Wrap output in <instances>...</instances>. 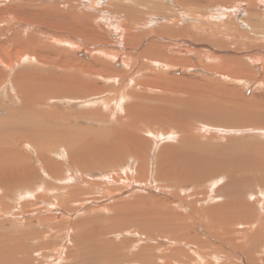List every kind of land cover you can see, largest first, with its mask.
Returning a JSON list of instances; mask_svg holds the SVG:
<instances>
[{"label": "rangeland", "instance_id": "rangeland-1", "mask_svg": "<svg viewBox=\"0 0 264 264\" xmlns=\"http://www.w3.org/2000/svg\"><path fill=\"white\" fill-rule=\"evenodd\" d=\"M4 1L9 0H0V8L5 6ZM78 1L76 0V2ZM86 1V6L80 7L79 10L87 13L96 11L94 14L99 15V18L92 25L97 31L98 38L92 35L89 40L82 41V35L66 34L56 25L60 35L58 39L50 35H46L44 38L40 36L30 38L35 39L36 44L41 46L38 52L45 61L44 68L43 66L40 68L39 61L35 60L33 53L16 56L13 51L14 48L8 50L11 59L6 61L8 63L13 62L11 65H7L10 67L3 68L0 66V73L3 74L0 82V112H4L3 114L0 113V116L8 118L7 115L12 112L15 120L19 119L17 120L19 126L23 128H25L23 124L26 123L30 126L31 117L41 115L43 119L46 118V126H49L48 131L51 126L54 127L48 133L51 132L55 136L51 140H45V147H42V150L59 166V170L53 167L52 171L60 174V178H62L59 182L57 179L44 177L46 175L42 174L43 171L40 170L41 172L39 171V176L32 186L38 191L35 190L33 195L24 187L13 189V205L26 203L29 206L24 211L21 208L11 209V214L18 213L14 215V218L12 216L1 218L0 216V240L5 237L9 239L5 247L12 250L14 253L12 260L17 261H13L12 264H19V262L20 264H260V259L263 258L264 254V235L258 238L250 231H245V234L239 238L237 233L231 232L228 228L226 221H228L227 215L229 213L227 214L226 208L232 207L234 204L235 209H229L230 212L235 211L232 213L246 217L252 222V227L262 224L264 228V171H260L264 167V156L260 154L257 156L256 154V151H264V128L255 125L233 127L239 124L242 115L247 120H253L250 123L264 122V34L255 37L251 35L250 43L252 46L240 51H225L218 48L220 45L215 44V42L225 44L224 41L229 39H232L235 45L241 43L239 41L241 37L237 36L236 33L238 31L249 33V25L246 21L253 19L255 13L264 12L257 7L259 5L258 0H254L252 4L244 0H227L228 2L226 0H214V2H219H210L209 4L202 3L200 0L195 2L192 0L187 2L185 6L179 5V8L173 7L171 0ZM46 2L55 3L53 0H42L37 5L46 4ZM135 2L141 3V6ZM260 3L262 4V2ZM113 5L136 8L141 16L144 15L142 22L139 21L135 24V34L149 33L143 39L141 44L143 47L149 40L164 42V49L167 47L166 50H168H165L166 55L165 51L162 54L155 48H152L150 53L155 54L157 58L162 55L161 58H168V61L160 59L159 64L157 62L150 63L148 70L138 71L141 65L140 60L133 63V67L129 70L132 60H129L123 67L120 63L117 64L109 58L101 57L100 52L111 54L121 50L119 52L128 53L121 42L124 21L120 16L110 13V7ZM157 7L159 8L158 11H154ZM147 8H149V13H147ZM252 8L253 10H250ZM101 14L106 16L105 19L100 18ZM182 14L185 15V18H182ZM248 15H252L251 18ZM171 17L177 21L176 26H173L176 32L184 30L187 25L192 26L188 29L187 35L186 32L184 33V38L180 37L179 40H176L166 35L160 38L155 34L157 30L163 28L166 23L165 20ZM262 22L264 24V19ZM26 25L28 24L25 22H12L9 34L18 32L21 36L20 40L25 41L27 39L26 34H28ZM168 25L170 26V24ZM52 26L54 25H49L51 33ZM49 27L46 28L45 32H49ZM194 28L199 29L195 30ZM235 30L238 31L235 32ZM90 32L88 31L86 34ZM0 37H2L0 38V46L2 45L1 47L4 48L8 38L5 39L4 35ZM199 40L200 42H198ZM12 44L10 42L9 46ZM70 44L86 47L87 50L83 48L82 51H78L77 46L72 47ZM228 46L230 47V45ZM32 48H34L33 45ZM136 53L138 52L136 51ZM66 55H71L79 61H85L88 69L90 66V69L93 68L101 72L95 75V82L92 77L90 79L103 91L97 96L92 94L76 97H70L69 95L72 93L71 91L68 92V89L63 92L66 84L58 85L57 81L61 74H64L65 78L69 74L68 72L63 73L66 66H60L59 69L57 62L62 61L67 57ZM122 57L123 54L120 58ZM236 57L242 58L243 63L249 66V70H242L245 71L243 73L235 71L234 74H243V76L240 81L231 82L227 80L228 78L225 80V76L218 73L217 65L220 59L232 60ZM255 59L258 60V63H253ZM24 64L25 66H23ZM93 64L95 67L92 66ZM162 64L165 66L162 67ZM212 66H215L217 70H212ZM45 68L46 70H44ZM103 69L107 70L104 73L106 77L102 75ZM36 71H39V74ZM42 71L44 77L40 73ZM109 71L124 74L125 77L121 81L118 79L117 82H114L112 73ZM17 73H22L15 81L19 83L22 90L28 86L32 89L31 84H28L33 81L32 76L38 77L41 74L42 77L39 81L40 84H37L36 94L33 93L35 91L29 94L31 99L23 100L22 95H16L18 89H16L15 83L13 84V76ZM52 74L54 75L52 76ZM77 75L80 76L82 73L78 72ZM249 76H253L252 79L247 78ZM132 77H134L133 82L127 84L128 79ZM44 79L46 82L43 81ZM229 79L232 80L233 78L229 77ZM246 79L247 81H244ZM90 82L87 79L86 85ZM45 84L49 86L45 87L47 90H42L41 86ZM219 85L230 87L231 90L237 92V100L228 102V99L214 98ZM50 86L54 87V90ZM60 87L64 88L61 89ZM50 88L57 94H54ZM13 92L15 96H9L13 95ZM43 93L45 94L43 95ZM76 94L80 95V92ZM209 94H213V98L207 96ZM124 95L125 97L122 98ZM51 97L54 99L52 100ZM197 98L205 100L209 104H219L225 111L216 110L217 117L200 115L190 106V104L195 103ZM102 99L106 101L104 102ZM24 101L25 105H23ZM33 101L41 103L37 111L31 105ZM243 102L251 106L260 102V105L258 108H253L255 111L237 109V112L241 113L238 115L230 111L240 106L239 103L243 105ZM50 111L57 116L55 125L50 124L52 117H50L51 119L47 117L52 113ZM167 111L178 112V119L167 121L164 116ZM64 114L68 115L64 118L62 117ZM225 114L231 117H227ZM114 115L122 122L117 132L124 128V142L129 139L127 146H131L132 143L130 142V135L136 133L134 127H141L139 139L143 137L147 140V142L143 141L141 147L147 146V168L144 167L140 171L138 166L136 169L135 163L132 164L130 158L121 165L117 164L113 167L94 165L92 168L76 167L69 157L65 160L67 148L63 144H58L57 136L61 134L59 128L64 129L63 125L69 123L71 127L80 130V133L83 134L84 132L81 130L96 132L103 130L107 125V129H110L114 125L109 119L105 123H98L97 121L101 117L109 118L114 117ZM228 124L229 127L226 126ZM79 126L80 128H78ZM66 134L69 135L62 142L65 144L72 143L70 135L74 133L61 135ZM154 138L157 141L156 146H153ZM11 142L10 136H7L3 144L8 146ZM122 143H120V147L126 148L125 143ZM166 148L171 152V156L170 153H167L168 163L162 166L160 163H156L155 155L158 153L159 159ZM17 149H20V155L29 156L27 158H30L34 167L41 165L37 158L36 148L29 144H20ZM247 149H250V152ZM173 150H178L179 153L183 151V155L189 152L190 154L188 158L180 160L181 157L173 155ZM194 150L204 152L203 159L205 161L199 162L197 169L195 162H193L196 157ZM208 153L210 156L207 155ZM213 153H216L220 158L221 166L215 165L219 160L213 157ZM191 157L194 160L190 159ZM237 159H240V162ZM214 165L215 168H213ZM205 166L206 168H204ZM131 167L136 169L135 174L130 170ZM249 167H257L259 172L258 169L250 171ZM166 169H169L167 173ZM72 176L74 177L72 178ZM68 177L71 178L69 181H67ZM45 181L53 185L55 183L53 187L61 186L64 188L62 190L57 189V196L64 200L72 210L66 211L59 207H52V196L55 192L53 189L47 190ZM65 183L69 184L65 185ZM23 191H27L32 197ZM39 194L49 198L30 203ZM68 196H74L75 199L70 201ZM5 204L9 205V202H5ZM165 212L170 214L169 218L167 214H164ZM159 221H162V224ZM235 229L236 227H234ZM26 235L30 239H23L24 242L18 241V237ZM242 253L257 258L256 263H247Z\"/></svg>", "mask_w": 264, "mask_h": 264}, {"label": "bare ground", "instance_id": "bare-ground-1", "mask_svg": "<svg viewBox=\"0 0 264 264\" xmlns=\"http://www.w3.org/2000/svg\"><path fill=\"white\" fill-rule=\"evenodd\" d=\"M53 1H55L54 4H49L48 2H46V4H40V5H37V4L39 2L41 3L42 0H25V2H23V0H9V1H4L5 2V6H3V7L0 8V36L4 35L5 39L6 38H8V39L5 42V47L4 48L1 47L2 45L0 46V66L1 67L3 66V68H8L10 66L7 67V65H11V63H13V62L8 63L6 60H10L11 59V56L9 55L8 50L11 49V48H14L13 51L15 52V55L16 56L19 55V54H21L23 56L24 54H29V53L32 54L33 53V55L35 56V60L37 62L39 61L40 68L42 66L44 68L45 67L44 66V62L45 61H44L43 57L38 52V49H40L41 46L36 44L35 39H30V38H33V36H35V37L40 36V37L44 38L46 35H50L53 38H56L57 37V39H58V37H60V35H59V32L56 29V25H57V28H60L66 34H73L75 36L77 34L82 35V37H81L82 41L83 40L84 41L89 40L92 35H95L98 38L97 31L92 27V25L94 24V21H96V19L99 18V15L94 14L96 11L94 13H87V12H84V11H80L79 10L80 7L86 6V4H87V1L86 0H80V1L77 0L78 2H76V0H53ZM190 1H192V0H171L172 5L175 8H179V5L180 6H185L186 3L187 2H190ZM195 1H198V0H194V2ZM236 1H238V0H236ZM244 1L249 2L250 4H252L254 2V0H244ZM200 2L205 3V4H209L210 2H214V0H200ZM218 2L219 1L214 2V3H218ZM257 2H259V5L257 7L260 10H264L263 9L264 6H262V5H264V0H258ZM260 2H262V4ZM256 3L254 4L255 6H256ZM135 4H138V3L135 2ZM140 4H138V5L141 6ZM225 4H226V2H225ZM99 5H97V6H99ZM101 5H102V3H101ZM142 6H144V5H142ZM145 7H147V6L145 5ZM110 9H111L110 10L111 11L110 13L114 14L115 16L118 15V17L120 16L121 18H123V21H124L123 23L124 24H123V27H122V31H124V32L122 34L121 42H122V44L124 46V49L127 50L128 53L119 52L121 50H119L118 52L117 51L116 52H112L111 54H104L103 52H100L101 57L109 58L110 60H113L117 64L120 63L123 67H125L126 63L129 60H132L131 63H130L131 64V67L129 68V70L133 67V63H135L137 60H140L141 61V65L139 66L138 71L148 70L150 63L151 64H153L154 62H157V63L159 62L160 63V59H163L165 61H168V58L167 59L164 58V57L161 58L162 55L158 56V58H157V56L155 54H151L150 53V50H152V48H155L158 52H161V53L164 52L167 49V47H166V49H164V47H165L164 46L165 45L164 42L161 43V42L149 40V41L146 42V46L145 47H143V45H141L142 42H143V39H145L147 37V35H149V33L148 32H145V33H142L140 35L135 34V32H136V25L135 24L137 22H139V21L142 22L143 17H144V15L141 16V13L139 12V10H137L136 8L126 7V6H120V5H113V6L110 7ZM158 9L159 8L157 7L156 9H154V11L155 10L158 11ZM148 10H149V8H147V13L150 12ZM250 10H253V8L250 9ZM212 11H214V10H212ZM189 12H191V11H189ZM249 12L250 11H248V13ZM185 13H187V12H185ZM103 16H104V14L103 15L101 14L100 18L105 19L106 16H104V17ZM250 16H252V15H250ZM250 16L248 15L249 18H251ZM253 16H254L253 19H248L247 21L245 20L246 23L249 25L248 26L249 27V29H248L249 33H245V32H241L240 33V31L237 30L238 31L237 32L235 30V32H237L236 33L237 36L241 37V40H239V41L242 44L240 43L239 45L238 44L235 45V43H234V41L232 39H229L228 41L225 40L224 41L225 44L223 42L221 44H218L217 42L214 41L216 45H220V47H218V48H220L222 50H225V51H227V50L240 51L241 49L250 48L252 46L251 43H250V40L252 39V36L255 37V36H260L261 34H264V24L262 22V19H264V12L262 11V12L255 13ZM9 17H12V18H9ZM150 18H152V17H150ZM182 18H185V15L184 14H182ZM173 19L174 18L171 17V18L165 20L166 23L164 24L163 28L162 29L160 28L159 30H157L155 32V34H157L160 38L165 37L164 35L168 36L169 38L171 37V39H176V40H179L180 37L181 38H184L185 37L184 36L185 35L184 33L186 32V35H187L188 29L190 27H192V26L191 25H187V27H185L184 30L182 29V30L176 32V31H174L175 29L173 28V26L175 25V23L177 24V21H175ZM244 19H247V18H244ZM12 22H17V23L25 22V23L28 24V25H26L28 27L27 28L28 29V32H27L28 34H26L27 39L25 41H21L20 40V37L21 36L18 34V32H15V33H12L11 32L9 34V31H10ZM168 24H170V26ZM49 25H54V26H52V33H51V30H50ZM131 25H134V26H131ZM197 25H199V24L197 23ZM200 25H202V24H200ZM48 27H49V32L47 33V32H45V30ZM197 29H199V28H196L195 30H197ZM114 30L117 31V29H114ZM88 31H91V32L88 33V34H86ZM55 33H57V34H55ZM238 33H240V34H238ZM200 35H202V34H200ZM0 38H2V37H0ZM215 40H216V38H215ZM97 41L100 42L101 40H97ZM10 42H12L13 44L9 46V43ZM39 42H42V41H39ZM198 42H200V40ZM94 44H96V43H94ZM32 45L34 46V48H32ZM70 45L72 47L77 46V45H73V44H70ZM228 45H230V47ZM42 46L44 47V45H42ZM83 48H85V50H87L86 47L77 46L78 51H82ZM93 51H95V50L93 49ZM136 51L138 53H136ZM166 51H168V50H166ZM166 51H165V55H166ZM95 52H97V51H95ZM122 54H123V57L120 58V56ZM33 55H32V57H33ZM133 55H135L136 57H134ZM254 58H256V57H254ZM169 59H170V57H169ZM24 61H26V60H24ZM95 61H97V60H95ZM32 62H33V60H32ZM26 63H27V61H26ZM164 63L166 64L167 62H164ZM253 63H258V60L255 59L253 61ZM165 64H162V67H164ZM169 64H171V63H169ZM259 65H260V63H259ZM23 66H25V64ZM60 66H63V67L66 66V69L63 71V73L64 72H68L69 75L68 76L66 75V78H65L64 74H61V77H59V79H58L57 82H58V85H62V83L66 84V88L64 89V91L63 90L62 91L65 92V90L67 91V89H68V92L71 91L72 94L69 95L70 97L87 96V95H92V94H94V95L96 94V96H97L101 91H103V89H100L94 83L95 82L94 80L96 79L95 78V75L96 74H99L101 72L96 71L93 68L90 69V66H89V69H90L89 70L88 69V65L85 64V61H83V60L79 61L78 59H76V58L72 57L71 55H69V56L65 57L62 61L57 62V67L59 69H60ZM92 66L95 67V64H93ZM217 66H218L217 67L218 70L216 69L215 66H212L211 67L212 70H215L216 69L218 71V73H220V75H224L225 76V78H224V76H222L225 80L228 78L227 80H230L231 82L240 81L241 78H242V76H243V74H238V75L234 74L235 71L236 72L243 73V72L249 70V66L245 65L243 63L242 58H240V57L233 58L232 60H229L228 58H226V60H221L220 59L219 60V64ZM221 66L224 67V68H222ZM167 68H169V67H167ZM208 68H209V66H208ZM44 70H46V68ZM242 70H245V71H242ZM43 71L40 72V73H42V76H43ZM47 71H48V69H47ZM106 71H107L106 69H103V74L102 75L105 76L104 73ZM78 72L82 73V75L78 76L77 75ZM109 72L112 73V76L114 78V82H117L118 79L121 81L125 77L124 74L115 73V72H112V71H109ZM263 72H264V63H263ZM37 73L39 74V71ZM19 74H22V73H19ZM19 74L17 73L16 75L13 76V84L15 83V85H16L15 87H16V89H18L17 92H16V95H18V94L22 95L23 100L24 99H28V98H30L29 97V94L32 91H35L33 93L36 94V92L38 90L37 84H40L39 81L41 80V77L42 76H41V74L38 77H36V75H33V76L31 75L33 81L31 83H28V84H31V86L33 88L30 89L29 86H28V87H26L25 89L22 90L19 87V83L15 82L16 79H17V77L19 78ZM26 75H28V74H26ZM53 75L54 74H52V76ZM2 76H3V74L0 73V82L2 81ZM91 77H92V80L94 82H92V80L90 79ZM229 77H232L233 79L231 80V79H229ZM252 77L249 76L247 78H251L252 79ZM133 78L134 77L129 78L127 84H131L133 82L132 81ZM263 78H264V75H263ZM87 79L91 81L88 85H86ZM253 80H255V79H253ZM43 81H45V79ZM244 81H247V79L244 80ZM9 83H11V82H9ZM45 85H42L41 86L42 87V90L46 89L45 87L49 86V85H46V86ZM121 85H123V83H121ZM253 85H255V84H253ZM51 88L54 90V87H51ZM51 88H50V90H52ZM63 88H61V89H63ZM16 89H15V91H16ZM62 91H61V93H62ZM42 92H44V91H42ZM77 92H80V95L79 94H76ZM44 94L45 93H43V95ZM54 94H57V93L54 92ZM63 95H64V93H63ZM9 96H15V93L13 95H9ZM54 96H56V95H54ZM207 96L213 98V94H209ZM123 97H125V95L122 96V98ZM34 98H35V96L33 97V99ZM214 98L228 99V102H232V101H236L237 100L238 94H237V92L231 90L230 87H227V86H224V85H222V86L219 85L218 86V90H217L216 95L214 96ZM41 99H42V97H41ZM53 99L54 98H52V100ZM40 101H42V100H40ZM78 101H79V99H78ZM102 101L105 102L106 100L102 99ZM28 102H30V101H28ZM40 104L41 103H38L36 101L35 102L33 101V103H31V105H33L36 108L35 111H37V109L40 107ZM58 104L60 105V103H58ZM61 104H62V102H61ZM23 105H25V101L23 102ZM239 105L240 106L235 107V108H233L230 111H232L235 115L241 114V113H238L237 112V109H242V111H244V110H246V111H255L253 108H258V106L260 105V102L258 104H256V105H253V106H251L249 104H246L245 102H243V105L245 107L242 104H240V103H239ZM190 106L192 108H194L196 111H198V113L200 115H204L206 117H217L218 116V113L215 112L216 110L225 111L221 107V105H219V104H216L215 105L213 103H210L209 104L207 101H205V100L203 101L200 98H197L195 100V103L190 104ZM227 106H229V105H227ZM16 108H18V107H16ZM226 109H227V107H226ZM52 111H50V112H52ZM41 112H43V111H41ZM50 112H49V114H50ZM117 112H119V111H117ZM0 113L3 114L4 112L2 111ZM105 113H107V112H105ZM46 114H48V113H46ZM178 114L179 113L176 112V111L175 112H169V111H167V112L164 113V116L167 118L166 120L169 121V120H175L176 118L178 119ZM66 115H68V114H64L63 116L62 115L61 116L65 118ZM7 116H9V117L8 118H3L4 116H0V216H1V218L2 217H8V218H10V216H12L14 218L15 217L14 215H17L18 213L11 214L10 213V210L11 209H14L15 210V209H20L21 208V210L24 211L25 208L29 206V205L27 206L26 203H22L20 205H15V206L13 205L12 193H13V189H15V187H17V188H22V187L27 188L31 192V195H33L35 193V190H36V192L38 191L37 189H33L32 186H33V182L38 178L39 171L40 170L43 171L42 174L46 175V176L43 175L44 177L54 178V179H57L59 182L62 180V178H60V174H58L57 172H53L52 171V168L53 167H55L54 169L59 170V168H58L59 166L57 164H55L49 157H47L43 153V150H42V147H45V144H44L45 140L46 139H50L51 140L55 136L51 132L48 133L54 127L51 126V129L48 131L49 126H46V120L47 119L46 118L43 119V117L41 115H40L41 117L40 116L38 117V115H36L37 117H31V119H30V121H31L30 126L26 123L25 125L23 124V126L25 127V128H23V127H20L19 126V122L17 123V120H19V119H16L15 120L14 114H12V112H11L10 115H7ZM243 116L244 115L241 116V118L239 120V124H237V125H235L233 127H244V126H254L255 125V126H259L260 128H264V127H262V126H264V122L263 123H258V122L250 123L253 120H247ZM47 117H49V118L52 117V119L50 118L51 119L50 122H52L50 124L55 125L57 123V116L55 115L54 112H52ZM83 117H84V115H83ZM227 117H231V116L228 115ZM107 119H109L112 122V124L114 125L113 128L107 129L108 128V125H107L106 127L103 128V130H98L96 132H94V131L88 132L86 130H81V131L84 132V134L83 133H80V130L71 127V125L69 123H67L66 125H63L64 126V129L63 128H59V131H60L61 134L74 133V134L70 135L71 138H72V143H66L65 144L64 142H62L64 139H66V137L69 134H66V135L59 134L57 136L58 137V140H59L58 141V144H61V145L63 144V146H65V148H67V152L65 154V160L69 157V159L72 161L73 165H75L76 167H89V168H92L94 165H98V166H101V167H113V166H115L117 164L118 165H121V163H123L126 159H129L130 158V161L132 162V164L135 163L136 169L138 168V166H139L140 171L143 170L144 167L147 168V166H148V164L146 163V160H147V157H148V154L146 153V147L147 146H144V148H141L143 141L144 142H147V140L144 139L143 137L141 139H139V137H140V133L139 132L141 130V127H134L135 130H136V133H132V135H130V142H132V143H131V146H127L128 145L127 143H128V140L129 139L128 140H125V142H124V138H125V136H124L125 135L124 128H122L119 132H117L119 125L122 123L117 118V116L114 115V117H109V118L101 117V119L99 121H97V122L98 123H100V122H102V123L104 122L105 123V121ZM30 121H28V122L30 123ZM20 122L22 123V121H20ZM128 122H130V121H128ZM222 124H224V123H222ZM260 125H262V126H260ZM124 126H127V125H124ZM226 126L229 127L230 125L228 124ZM56 128H57V126H56ZM78 128H80V126ZM129 128H131V127H129ZM134 128L132 127V129H134ZM53 130H55V129H53ZM56 132H57V130H56ZM7 136H10L12 142L9 143L8 146H5L3 144V142H4V140H5V138ZM121 140H122L123 143H125L124 145L127 144L126 145L127 146L126 148H121L120 147V143H122ZM153 143H154L153 146H156L155 144H157V141L155 140V138H154V142ZM20 144H29V145H31V147L36 148L37 158H38V160H39V162H40L41 165H37V167H34L31 164L30 158H27L29 156L25 157V155L22 156L23 154L20 155V149H17V146L20 145ZM45 150H46V148H45ZM247 150L250 152V149H247ZM256 150H258V148H256ZM194 152L196 154V157L193 156V157H195V160L192 157L190 159H193L194 160L193 162H195V167L197 169L198 168V163L199 162H202V161H205L203 159L204 152L203 153L202 152H197L196 150H194ZM167 153H170V156H171V152L166 148V150L164 151L163 155L159 159H158V156H157L158 153H157L155 155L156 158H157L156 159V163L158 162L162 166L166 165L168 163V161L166 159ZM172 153H174L173 155H177V156L181 157L180 160L188 158L189 157V154H190V152H189V153L183 155L182 153H184V152L182 151L181 153H179L178 150H173ZM256 154H257V156H259V154L261 156H264V151H256ZM207 155L210 156L209 153ZM177 156H174V157H177ZM213 157L216 158L217 160H219V161H217V164H215V165L221 166V160L217 156L216 153H213ZM237 160H239V162H240V159H237ZM250 160L252 161V158ZM138 162H139V165H138ZM171 162H174V161H171ZM36 163H38V162L36 161ZM156 163H154V164H156ZM179 164H180V162H179ZM215 165H214L213 168H215ZM172 166H174V165H172ZM175 167L177 168V166H175ZM166 168H168V167H166ZM204 168H206V166ZM207 168H209V167H207ZM126 169H128V168L126 167ZM136 169H132V167H131L130 170L132 172H134V174H135L136 173ZM151 169H153V168H151ZM169 169H166V173H167V170H169ZM257 169H258L257 167H249V170L250 171L251 170H257ZM164 170H165V168H164ZM201 171H202V169H201ZM260 171H264V167ZM159 172H161V170H159ZM162 172H163V170H162ZM258 172H259V169H258ZM69 177H71V176H69ZM69 177H68V180L67 181H69L71 179ZM73 177L74 176H72V178ZM65 179H67V178H65ZM45 183H46V181H45ZM69 183H65V185L66 184H69ZM61 184H63V183H61ZM45 185H46L47 190L53 189V191L55 192V194L52 196L53 197V200H52V207L53 208L59 207V208L65 209L66 211L67 210H72L71 207H69V206L66 205V203H65L64 200H62L61 198H58L59 196H57V189L58 190H62V189H64L63 187H61V186H59L58 188H57V186L56 187H53L55 185V183H54V185L53 184H49V183H46ZM39 190H40V187H39ZM23 192H25L26 194H28L27 191H23ZM23 192H22V194H23ZM45 192H46V190H45ZM20 193H21V191H20ZM25 193H24V195H25ZM17 195H18V193H17ZM29 197H32V196L29 195ZM48 198L49 197L43 196V194H39L30 203H34L36 201H39V200H42V199H48ZM68 199L70 201H72L75 198H74V196H68ZM5 202H9V205H6ZM42 202H44V201H42ZM236 203H237V201H236ZM229 206H232V205H229ZM234 206L235 205L233 204L232 207L226 208L227 209L226 210L227 214L229 213L227 215L228 221H226V223L228 224L229 230L231 232L237 233V235H239L238 236L239 238H240L241 235L245 234V231H250L251 234L257 235L258 238L261 237V235L263 236L264 235V233L262 232V230L264 229L263 228V225L262 224L261 225L257 224L256 226L252 227V222L249 221L246 217L237 216V215H235V214L232 213V212H235V211H232V212L229 211V209L230 210L235 209ZM238 208L241 209L240 206H238ZM164 210H166V208H164ZM236 211H237V209H236ZM164 214L166 215L167 213L165 212ZM167 215H168V218H169V215L170 214H167ZM237 217H239V218L237 219ZM155 218H156V216H155ZM163 218H164V216H163ZM157 219H156V222H157ZM175 221H177V220H175ZM159 223L162 224V221H159ZM234 227H236L237 231H236V229L234 230ZM23 239L24 240L25 239H30V237L28 235H26L24 237H18V241L19 242H24ZM8 241H9V239L7 237H5L3 240H0V249H2L0 251V264H9V263L12 264V262L14 261V260H12V258L14 257V253L12 252V250L9 247H5L6 246V243ZM22 252H24V251H22ZM242 255L247 260V263L248 262L249 263H256V261H257V258H253L252 255H249V254L247 255L245 253H242ZM260 261H261V263L262 262L264 263V254H263V258L260 259ZM14 262H17V261H14ZM19 264H20V262H19Z\"/></svg>", "mask_w": 264, "mask_h": 264}]
</instances>
